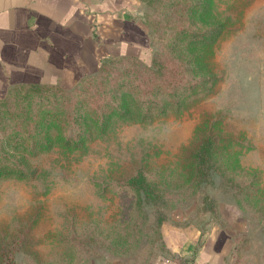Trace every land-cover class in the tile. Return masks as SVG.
I'll use <instances>...</instances> for the list:
<instances>
[{
	"label": "rangeland",
	"instance_id": "rangeland-1",
	"mask_svg": "<svg viewBox=\"0 0 264 264\" xmlns=\"http://www.w3.org/2000/svg\"><path fill=\"white\" fill-rule=\"evenodd\" d=\"M146 5L148 46L139 58L148 62L159 49L153 24L165 4L158 11ZM203 8L205 24L221 23L214 42L202 48L213 75L209 92L149 117L134 93L115 92L106 126L93 129L82 146L55 141L26 158L31 175L0 177V264H28L27 249L35 250L38 264H80L102 254L142 259L161 250L158 214L162 222L181 215L218 224L238 240L239 264H255L253 253L264 264V0H208ZM121 64L106 74H121ZM211 127L224 138L235 182L211 172L189 186L181 146ZM139 167L164 187L165 202L133 203L124 179Z\"/></svg>",
	"mask_w": 264,
	"mask_h": 264
},
{
	"label": "trees",
	"instance_id": "trees-1",
	"mask_svg": "<svg viewBox=\"0 0 264 264\" xmlns=\"http://www.w3.org/2000/svg\"><path fill=\"white\" fill-rule=\"evenodd\" d=\"M146 1L155 11L165 4L158 19L160 27L153 24L159 49L148 62L137 56L112 57L70 88L27 83L12 86L0 98V177L31 175L34 169L29 168L26 158L48 150L55 141L65 148L82 146L93 129L102 131L106 126L115 92L121 96L127 93L138 96L143 102V117L159 115L171 108L179 110L209 92L213 75L206 67L203 49L214 42L221 23L211 20L205 24L203 6L208 0ZM155 11L150 17L154 22ZM115 63H122V68H117L123 72L121 76L109 77L106 72ZM108 78L110 82L105 80ZM128 86L132 92H127ZM160 92L166 95L161 101L155 99ZM110 104L111 109L106 110ZM228 153L224 138L212 127L195 132L181 146V156L190 174L186 184L195 187L211 172L226 176L234 183ZM124 183L133 192L134 204L165 202L164 187L140 167L129 173ZM245 186L248 196L250 185ZM162 221L163 217L158 214L159 227ZM158 234L161 238L159 229ZM20 247L25 249L24 245ZM69 247L74 254L79 253L75 245ZM25 252L31 255L28 264L39 263L35 250ZM67 262L64 260L61 264Z\"/></svg>",
	"mask_w": 264,
	"mask_h": 264
},
{
	"label": "crops",
	"instance_id": "crops-1",
	"mask_svg": "<svg viewBox=\"0 0 264 264\" xmlns=\"http://www.w3.org/2000/svg\"><path fill=\"white\" fill-rule=\"evenodd\" d=\"M146 0H0V98L14 85L71 87L117 56L148 46ZM161 223V250L142 259L99 255L80 264H239L228 231L184 219ZM238 247V246H236ZM236 250V251H235ZM252 262H256L255 253Z\"/></svg>",
	"mask_w": 264,
	"mask_h": 264
}]
</instances>
